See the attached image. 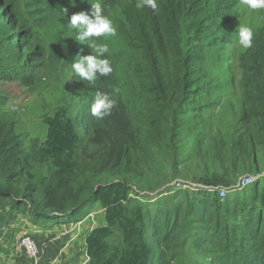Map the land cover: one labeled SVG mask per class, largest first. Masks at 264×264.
I'll list each match as a JSON object with an SVG mask.
<instances>
[{
    "label": "trees",
    "instance_id": "16d2710c",
    "mask_svg": "<svg viewBox=\"0 0 264 264\" xmlns=\"http://www.w3.org/2000/svg\"><path fill=\"white\" fill-rule=\"evenodd\" d=\"M74 2L78 13L89 15L92 4L97 2L106 15L118 9L121 16L115 20L116 37L123 49L105 53L113 71L107 77L87 81L92 90L83 106L77 110L63 100L51 114L43 116L45 139H32L27 151L15 142L14 123L0 120V197L9 199L11 209L27 216L33 225L47 227L76 223L88 216L94 205H99L105 224L86 234L85 264H186L179 254L183 246L190 245L191 251L197 253L211 244L207 224L213 225L216 238L221 233L213 218L215 212L224 207V199L218 198L216 183L202 182L209 194L201 192L202 197L187 203L183 210L155 208L152 212L148 204H140L129 196L130 184L115 178L134 175L131 167L139 152L152 155L163 146L167 134L174 137L179 119L187 109L188 97L194 95L196 89L211 86L205 68V51L231 41L232 31L227 28L237 18L236 1L156 0V9L148 6L146 0ZM64 4L69 8L68 2ZM23 5L29 13H38L37 17L44 9L39 0H23ZM0 20L16 28L14 0H0ZM13 39L23 50V64L13 79L30 86L35 78L28 73L35 67L34 63L43 59L44 53L35 42L37 34L30 29H15ZM239 68L242 98L237 125L251 124L254 135L248 137L249 141L264 145L262 31L253 34L252 46L239 58ZM98 92H109L116 99L111 114L102 120L90 113ZM78 131L101 154L97 159L89 156L93 165H84L83 170L94 177L110 175L113 180L81 184L78 194L68 204L52 211L40 195L46 193L48 186H54V191L59 193L73 183L81 139ZM34 164L48 169V184L44 178L36 181ZM17 179H21L22 196L12 192L17 187ZM30 182H35V186L29 193ZM253 187L254 194L259 191L260 201L255 207L249 206L248 213L240 216L235 231L221 239L224 251L223 256L216 258L217 263L228 264L225 256L228 254L231 264H244L245 255H248V264H264V185L259 188L257 182ZM41 204L49 209L44 210ZM221 212L224 214V210ZM158 217L159 223L162 218L164 225L168 226L170 219L174 224L158 232ZM184 217H193L196 232L179 240L175 225L181 222L180 230H185ZM244 249L248 252L243 253Z\"/></svg>",
    "mask_w": 264,
    "mask_h": 264
},
{
    "label": "rangeland",
    "instance_id": "374dc122",
    "mask_svg": "<svg viewBox=\"0 0 264 264\" xmlns=\"http://www.w3.org/2000/svg\"><path fill=\"white\" fill-rule=\"evenodd\" d=\"M39 1L44 4L39 17L38 13H29L26 10L23 0H14L16 28L0 20V120L14 123L12 134L15 142L26 151L32 139H45L43 116L51 114L53 108L63 100L77 110L88 100L92 85L82 81L73 72L72 63L78 59L77 55L92 54L89 44L93 40H103L90 37L83 42L76 41V32L69 23L71 15L78 13L74 0H64L68 2L70 9L61 0ZM235 1L237 18L227 28L232 31L231 41L205 51V68L211 78V86H204L200 91L196 89V93L188 97L187 109L179 119L174 137L167 134L163 146L152 155L145 156L142 151L139 152L131 167L134 175H120L115 178L124 179L130 184L132 192L129 196L140 204H148L152 212L155 208L166 211L174 208L183 210L187 203L199 200L202 197L199 195L201 192L206 191L205 194H209L203 189L202 182L205 180L210 181L209 183L215 182L216 189L226 191L222 209L224 214L218 209L213 216L218 224L216 229L220 226L221 233L216 238L213 225L207 224V238L211 239V244L197 253L191 251L190 245L183 246L179 254L186 264H220L217 259L223 256L224 251V245H220V242L224 236L235 231V227L240 224V216L248 213L249 206L255 207L259 203L260 193H253V184L258 182L259 188L264 185V145L249 141L248 137L254 135L251 124L245 127L237 125L242 98L239 58L247 50L239 44V26L246 24L252 27L253 34L260 31L264 33V11H250L242 0ZM63 9L67 10L66 13ZM109 16L116 26L115 20L121 16L119 10H112ZM20 27L37 34L35 42L44 53L43 59L34 63L35 67L28 73H32L35 78L30 86H24L13 79L23 64V50L17 47L16 39H13L14 30ZM105 42L108 43L110 54L123 49L116 36L107 38ZM78 133L81 139L76 152L77 170L73 183L59 193L54 191V186H48L46 193L40 195L43 203L52 211L53 208H63L68 204L78 194L81 184L93 185L113 180L110 175L94 177L83 170L84 165H93V159L89 156L97 159L101 154L87 142L81 131ZM33 173L36 181L44 178V182L48 184V169L34 164ZM243 176H250L252 184L238 188V182ZM20 180H16L17 187L12 191L18 196L24 194L19 185ZM34 186L35 182L29 183V193ZM45 204L40 206L44 208ZM19 214L28 219L20 212ZM21 217L11 209L9 199L0 197V226L3 229H0V236L4 232L7 234V231H14L10 224L16 223V219H22ZM87 217L94 222L95 227L105 224L104 212L99 205H94L90 214L76 223H81ZM160 219V223L159 217L156 219L158 232L174 224L170 219L166 226L163 219ZM9 222L11 223L8 224ZM23 222L19 223L20 226ZM183 224L185 230H180L181 222L175 225L178 226L176 232L179 240L196 232L193 230V226H196L193 217H184ZM18 236L13 241V248H17L23 256L17 243ZM225 239L229 240L228 237ZM242 252L248 250L244 249ZM225 256L226 260L229 259L228 264H231L228 254ZM247 257L245 255L244 264H248Z\"/></svg>",
    "mask_w": 264,
    "mask_h": 264
},
{
    "label": "clouds",
    "instance_id": "9594fccd",
    "mask_svg": "<svg viewBox=\"0 0 264 264\" xmlns=\"http://www.w3.org/2000/svg\"><path fill=\"white\" fill-rule=\"evenodd\" d=\"M148 6L157 8L156 0H146ZM247 8L256 11H264V0H242ZM66 13V9H63ZM70 26L76 32V41H86L88 38H103V40H93L90 45L91 55H77L78 59L72 63L73 72L82 80L94 82L99 77H107L112 73L113 68L110 58L105 56L109 52L108 43L105 41L109 37L117 35L116 26L109 15H106L99 2L92 4V11L89 14L79 12L72 14L69 20ZM239 44L243 49L252 46L253 29L248 25L239 26ZM94 53V54H93ZM116 105V99L109 92H98L94 102L90 107V113L97 120H102L110 115Z\"/></svg>",
    "mask_w": 264,
    "mask_h": 264
},
{
    "label": "crops",
    "instance_id": "0c3cea01",
    "mask_svg": "<svg viewBox=\"0 0 264 264\" xmlns=\"http://www.w3.org/2000/svg\"><path fill=\"white\" fill-rule=\"evenodd\" d=\"M19 217V212H16ZM16 219L10 228L14 231L0 236V264H85L87 262L85 236L94 228L89 217L81 223L59 224L51 227L29 224L25 217ZM24 221L23 225L19 223ZM0 229L2 227L0 226ZM24 232V234H19ZM18 235H29L35 239L41 250L40 259L34 263L13 248V241ZM19 237V236H18ZM81 242V243H80Z\"/></svg>",
    "mask_w": 264,
    "mask_h": 264
},
{
    "label": "built area",
    "instance_id": "2783aa9c",
    "mask_svg": "<svg viewBox=\"0 0 264 264\" xmlns=\"http://www.w3.org/2000/svg\"><path fill=\"white\" fill-rule=\"evenodd\" d=\"M251 183L252 178L250 176H243L238 182V188H244ZM216 191L218 192V198L223 200L226 196V191L224 189H216ZM17 243L22 253L31 261L36 263L40 259L41 250L34 238L29 235H22Z\"/></svg>",
    "mask_w": 264,
    "mask_h": 264
}]
</instances>
